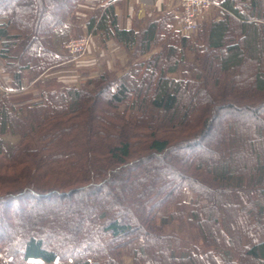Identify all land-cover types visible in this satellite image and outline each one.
<instances>
[{"label":"trees","instance_id":"16d2710c","mask_svg":"<svg viewBox=\"0 0 264 264\" xmlns=\"http://www.w3.org/2000/svg\"><path fill=\"white\" fill-rule=\"evenodd\" d=\"M82 1L0 0V264H264V0H219L193 36L173 11L123 28L101 5L87 31L125 64L14 104L69 58ZM176 224L204 250H183Z\"/></svg>","mask_w":264,"mask_h":264},{"label":"crops","instance_id":"0c3cea01","mask_svg":"<svg viewBox=\"0 0 264 264\" xmlns=\"http://www.w3.org/2000/svg\"><path fill=\"white\" fill-rule=\"evenodd\" d=\"M108 3H112L114 5V13L116 15L117 24L120 27H130L133 20L136 18L160 14L163 11H173L177 18L176 26L180 29L178 23L179 8L171 0H83L77 5L74 19L65 22V30L68 37L67 39L88 33L85 24L88 14L93 9ZM90 41L88 53L78 60L79 63L72 60L74 62H72V64H74V68L68 71L74 73L72 76L74 79H71L72 81L70 84L73 82H79L84 78H93L98 76L103 67L105 69L107 67V69L111 70L117 68L119 65L125 64L126 62L124 58L125 55L127 56L126 52L118 46L113 39H109L105 43H102L99 35L93 34L90 36ZM67 61L69 62L70 60ZM63 63L56 66H60ZM113 63H116V65H113ZM117 63L119 64L117 65ZM64 74V72H58V75ZM58 75L56 73H48V71H46L29 81L27 79H22V89L12 94L14 95L13 97H15V99H13L14 104L27 103L31 101V99H34V96L36 95H39L40 98L43 87H40L39 93H36L35 90L37 87H33L32 85L37 84V86H41L42 82L47 80V78L61 82L62 79L60 78H64V76L59 77ZM10 80V76L4 73L3 62L0 59V90L9 88ZM26 93L30 94L33 98L22 99L23 97L21 98V95Z\"/></svg>","mask_w":264,"mask_h":264},{"label":"rangeland","instance_id":"374dc122","mask_svg":"<svg viewBox=\"0 0 264 264\" xmlns=\"http://www.w3.org/2000/svg\"><path fill=\"white\" fill-rule=\"evenodd\" d=\"M216 16H218L217 7L216 6H213L208 11V13L205 14L201 18V21L202 20L203 21H206L208 18H210V17H216ZM90 42H89V45H90ZM63 45H62V48H61L62 54L64 56H66V57H69V58L66 59L62 65L55 66V67H52L51 69H49L48 70V73L51 72V73H56L58 75V72L61 71V73L64 72L65 74L64 75H58V76L59 77H63L64 76V78H60V79H62L61 82L60 81H55V80L52 81L51 78H47V82H46L47 85L46 86H48L50 88H54L55 85H57V84L71 85L70 83L74 79V78H72V76L74 75V73H72L71 71H68V70H72L74 68V64H72V62H73L72 60H75L76 62L79 63L78 60H80L83 56H85L88 53L89 45L87 46V48L84 51V53H82L79 57L73 58V57H70V55L67 54V52L63 48ZM124 58L127 61L128 57L126 55H125ZM67 60H70V61L68 62ZM118 64L119 63H117V65ZM113 65H116V63H113ZM106 69H107V67H106ZM252 69H254V67H253L252 64H249V63L245 64L244 63V66L240 69V73L245 76V75H248V73H250ZM104 70H105V68L103 67L102 70H101V72L104 71ZM108 70H110V69H108ZM86 79H88V78H84V79H82L79 82H85ZM44 82L45 81L42 82V85L41 86L40 85L37 86V84L36 85H34V84L32 85L33 87L34 86L37 87L36 90H35L36 93H39V91H40L39 88L40 87H44V84H45ZM73 83H75V82H73ZM8 96H9V99L14 102V100H13V99H15V97H13L14 95L9 94ZM41 97L42 96H40V98H39V95H36V96H34V99H31V101H29L27 103L16 104V105H24V104H30L32 102L40 101L41 100ZM21 98L22 99H27V98H33V97L30 96V94H27L26 93V94L21 95ZM2 139H3V144L5 146V150L8 152L11 149L12 144L16 141L17 137L6 133V134H4L2 136ZM21 199H23V198H21ZM22 202L23 201L18 200V199H16V200L13 201L14 204H20V205L22 204ZM0 208H3V205L2 204L0 205ZM11 213H13V212H11V210L8 211V214H11ZM5 218H7V214H6ZM169 229H172L175 234H177L180 237H182V239H183V241H182V249L183 250L192 249L194 247L199 248V250H204L202 248V246H201V242H200L199 238L197 237L198 234H197V231L195 229H192V228H189V227H186V226L185 227H182L179 224L170 226ZM121 259H122V264H131L132 263V259H131V257L129 255H123L121 257ZM17 262H19V261H17ZM28 264H72V262L70 260H65V259H63V260H56V261H53V262H50V263L40 262V260H34V261L31 260Z\"/></svg>","mask_w":264,"mask_h":264},{"label":"built area","instance_id":"2783aa9c","mask_svg":"<svg viewBox=\"0 0 264 264\" xmlns=\"http://www.w3.org/2000/svg\"><path fill=\"white\" fill-rule=\"evenodd\" d=\"M179 8L178 23L180 32L193 36L197 32L198 21L208 13L213 6L219 5V0H171ZM90 42V34L69 38L63 48L70 57H79L86 50Z\"/></svg>","mask_w":264,"mask_h":264}]
</instances>
